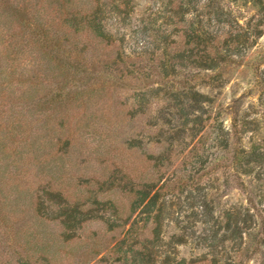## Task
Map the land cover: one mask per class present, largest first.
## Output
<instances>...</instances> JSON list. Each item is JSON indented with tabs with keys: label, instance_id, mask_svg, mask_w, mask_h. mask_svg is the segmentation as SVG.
Listing matches in <instances>:
<instances>
[{
	"label": "trees",
	"instance_id": "16d2710c",
	"mask_svg": "<svg viewBox=\"0 0 264 264\" xmlns=\"http://www.w3.org/2000/svg\"><path fill=\"white\" fill-rule=\"evenodd\" d=\"M224 1L163 0L152 13L156 17L139 19L151 41L142 50H136L128 49L126 32L119 33L118 25L113 22L114 18L120 19L130 28L135 15V0H0V209L2 205L13 204L16 212L33 211V218L40 222L60 219L64 226V241L76 236L87 220L105 221L108 231L130 224L124 238L116 245L121 264H242L244 260L240 257L255 258L259 254L262 257L259 264H264V214L242 206H233L218 214L216 197L209 195L213 187L205 189L198 184L193 192L195 176L175 180V187L182 193L189 187L185 201L190 212L173 217L175 211L168 209V200L161 201L172 180L168 185L165 181L159 186L160 177L157 181H144L139 185L125 164L113 160L111 164L115 163V166L109 176L92 192L115 190L133 195L132 213L124 219L119 205L112 200L85 199L92 206L109 204L119 221H114L117 223L93 215L91 208L85 211L83 206L86 204L78 200H75V206H71L60 189L52 187L61 177L57 166L62 168L73 134L79 131L82 142H85V134L89 137L97 133L90 130L97 123L96 114L88 115L84 124L78 121L74 127L70 117L83 106L90 109L95 97L102 93L109 95L115 86H133L130 79L144 84L152 78L158 79L161 86L155 92L164 91L167 100L176 99L178 103L174 107L178 108L180 117H186L195 125L204 126L213 118L210 111L214 99L196 90L188 79L180 80L182 72L179 69L210 71L212 73L207 75L212 78L210 84L219 87L222 84L218 81L223 75L221 70L234 62L236 53L230 52L231 41L214 34L212 26L226 24L227 34L235 40L243 37L247 42L252 35H259L260 27L264 25V0H230L234 4L251 3L261 14L255 23L246 26L234 18L233 10L226 7ZM165 25L175 29L170 31ZM135 35L132 32L130 39L132 36L135 39ZM177 80L183 88L172 89ZM164 85H170L169 90ZM145 94L143 91L142 95ZM184 98L191 104L185 106ZM239 101H234L226 109L219 105V110L221 113L228 111L233 116L237 139L232 164L236 163L237 172L249 174L254 166L263 164L264 147L254 145L249 151L240 148ZM146 104L148 100L144 97L143 109ZM135 109V105L131 107L129 115ZM143 109L140 113H144ZM160 118H166L168 122L166 115ZM224 135V145L228 148L231 134L225 131ZM105 137L109 138V135L100 133V140ZM124 137L126 144L133 145L132 136L126 137L125 134ZM170 142L172 140L169 145ZM73 146L77 151V145ZM108 152L106 150L100 157L107 158ZM79 153L82 154L81 149ZM43 173L51 175L50 191L41 178L38 185L30 182L31 176L41 177ZM22 176L27 177L28 182L22 178L21 184L18 179ZM256 178L262 187L260 197L264 198V177L257 175ZM39 192L49 196L47 210L46 200ZM182 204L185 205L181 203L180 210ZM53 205L64 206V209H60V214H52ZM141 206V213L132 220L133 213ZM167 216L170 218L166 223ZM170 220L177 230L169 234L164 228ZM149 224L152 225L151 235L141 237L142 229ZM198 225L203 232L201 240L196 241L197 250L204 242L210 258L205 253L199 258L178 252V246L189 245V230ZM42 260L51 264L45 256ZM23 264L35 263L25 260Z\"/></svg>",
	"mask_w": 264,
	"mask_h": 264
},
{
	"label": "rangeland",
	"instance_id": "374dc122",
	"mask_svg": "<svg viewBox=\"0 0 264 264\" xmlns=\"http://www.w3.org/2000/svg\"><path fill=\"white\" fill-rule=\"evenodd\" d=\"M162 1L135 0V15L132 17L130 28L120 19H113L120 29L119 33L126 32L128 49L131 47L142 50L146 44H149L151 39L147 30L144 29V23H141L139 19L156 17L157 15L152 13L157 11ZM239 3L224 1L226 7L233 10L234 18L243 26L247 23H255L260 18L261 14L251 3L246 5ZM165 27L168 26L165 25ZM168 29L173 31L175 28L170 26ZM211 29L214 34L222 35L224 40L225 38L230 40V52L236 53L233 56L234 62H230L221 70L223 75L218 81L222 84H216L219 87H214L210 84L212 78L207 76L212 72L190 70V68L187 70L180 68L179 71L182 74L179 79H188V83L194 84L196 90L214 99L210 111L213 118L204 126H198L191 120L188 121L186 117H180L178 108L174 107L178 101L167 100L164 91L158 94L155 92L161 86L157 83L160 81L155 78L148 80L146 84L130 79L133 86L117 88L115 86L109 95L102 93L95 97L90 109L86 106L77 109L70 120L71 126L74 127L75 124L78 125V121L84 124L88 115L96 114L97 123L90 130H96L97 133L90 134L89 137L85 134V142H82L83 136L79 134V131L75 132L72 137V146L68 145L62 168L57 166L61 177L55 180L53 176L55 181L52 182V187L59 188L61 195L70 200L71 206L76 205L75 200L85 203L86 205L83 206L85 211L91 208L93 215L102 217L103 220H110V223L119 222L116 220L112 207L109 204L92 206V203L86 202L85 198L98 197L99 200H112L119 205L124 219L132 213L133 195L129 196L115 190L109 192L106 190L101 193L96 191L95 194L92 192V189H98L101 181L107 179L109 172L115 166V163L113 165L111 163L116 159L120 165H126L132 179L137 180L139 185L144 181H157L160 177L162 178L159 186L165 181L168 185L172 180L170 187L164 190L166 192L161 201L168 200L170 205L168 209L175 211L173 217L190 212L188 202L185 201L189 194L187 192L189 187L184 193L175 187V180H184L190 175L196 178L193 192L198 184L205 189L213 187L209 195L216 197L215 206L218 214L233 206L249 208L253 212L259 210L264 214L262 187L256 178L257 175L264 177V162L260 166H254L249 174L237 172L236 163L232 164L233 147L237 139L232 125L233 116L228 111L221 113L219 110V105L226 109L234 101L240 100L238 122L240 148L249 151L254 145L261 144L264 147V25L260 27L261 33L252 35L247 42L243 37L235 40L227 34L226 24H214ZM132 32L136 34L135 39L134 36L130 39ZM180 80H177L171 88H183ZM128 84H130L129 81ZM170 85H164V88L169 90ZM143 91L146 92L145 96L142 95ZM144 97L148 100L145 110L142 108ZM184 104L188 106L191 102L184 98ZM134 105L136 109L131 116L129 109ZM141 109L144 113H140ZM162 115L168 118L167 123L166 118L161 120ZM186 119L188 122L183 126ZM128 131L130 133H127ZM225 131L231 134L228 148L224 145ZM100 133L103 136L109 135V138L100 140ZM125 134L126 137L132 136L130 141L133 145L126 144ZM170 136L173 137L168 138ZM74 144L77 145V151ZM80 149L82 154L79 153ZM106 150L109 151L107 158L100 157ZM99 152L103 153L99 154ZM199 177L201 178L198 179ZM22 178L24 179V176L18 179L21 184ZM40 178L43 185L48 186L50 191L51 175L31 176L30 182L38 185ZM26 179L27 177L24 180ZM39 194L46 200L47 210L50 206L47 199L49 196H46L44 192ZM180 202L185 203L184 206L182 204L181 210L178 208L181 205ZM2 206L0 209V264H23L25 260L33 261L35 264H46L47 262L42 260L44 256L51 264L122 263L119 260L120 253L116 245L124 238L130 224L108 231L105 221L87 220L85 225L77 230L76 236L64 241L62 236L64 226L60 219H43L40 222L38 218H33V211L30 209L27 212L17 211V213L16 205ZM58 207L53 205L52 214H60V209H64V206ZM142 209L141 206L133 213L132 220L141 213ZM169 218L170 216H167L166 223ZM256 219L260 221L259 217ZM151 227L152 225L149 224L146 229L143 228L141 237L150 236ZM164 230L170 234L177 228L170 220ZM189 231L191 233V236H188L189 245L178 246V252L186 256L197 255L196 257L199 258H202L201 255L205 253L210 258V251L204 242L201 249L197 250L196 241L201 240L200 234L203 232L201 226H194ZM123 255L122 253V257ZM239 259L244 260L242 264H259L262 257L259 254L255 258L240 257Z\"/></svg>",
	"mask_w": 264,
	"mask_h": 264
}]
</instances>
